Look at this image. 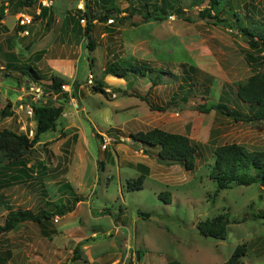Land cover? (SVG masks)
<instances>
[{"label":"rangeland","instance_id":"obj_1","mask_svg":"<svg viewBox=\"0 0 264 264\" xmlns=\"http://www.w3.org/2000/svg\"><path fill=\"white\" fill-rule=\"evenodd\" d=\"M52 1L50 11L53 16L61 20L66 15L79 16L76 22L80 27L86 26V20H80L84 18L81 13L84 6L76 7L75 4L78 0L74 3ZM91 1L98 5L87 9L97 21L93 22L91 41L97 47L98 57L85 48L86 40L80 28L74 50L79 57L76 76L62 78L69 87L76 81V88L73 95L64 100L62 96L50 93L51 83L41 82L49 78L42 79L44 70L40 69L44 65L33 56L41 48L49 49L56 41V33H50L41 41L34 33L30 37H21L16 32V15L35 16V6L22 7L19 5L21 0H0V10L7 8L0 21V113L10 103V115L0 119V130L22 133L31 140L35 122L26 114L27 108L33 105L63 106L55 130L43 134L27 154V168L32 172V179L21 177L0 190L3 200L0 224L8 208L37 213L51 204L66 202L73 195L82 201L79 208L61 218L53 217L41 225L27 222L1 236L0 264H84L87 262L82 250L84 245L94 263L101 264L102 259L106 260L109 253L115 252L113 244L121 247V239L128 234L132 243L122 250L124 256L118 264H164L168 261L222 264L235 247L243 243L247 253L241 261L264 264V218L257 217L264 213V183L247 187L232 185L217 193L216 185L209 177L214 163L212 153L217 146L237 143L249 151L264 150V120L234 122L218 112L201 113L196 109L197 105L208 107L210 103H221L241 114L248 113L235 97L236 84L264 71V55L252 52L241 28L231 29V25L235 20L234 11L244 22H249V13L264 20V0H230L220 15L225 20L220 24L207 18L199 19L198 14L206 9L207 0H173L174 8H180L184 17L166 10L161 20L147 16L145 10L154 14L151 12L153 7H143L146 2L161 4V0H114L113 6L111 0H107L109 7L102 10L100 0ZM104 14L113 17V23L107 22L114 31L110 40L100 37L108 25L98 20ZM50 22V28L58 27L57 23ZM76 24L71 25L72 33L77 30ZM70 33L68 29L57 34L62 37ZM119 58L164 72L162 75L150 73L146 78L129 74L127 79L134 78L137 82L142 79L134 87L154 106L165 107V111L139 105L134 98L139 93L134 87L103 76L101 66ZM182 64L187 65L182 67ZM188 65H195L198 71H189ZM28 67L39 78L30 80L26 75ZM89 74L93 76L92 85L103 80L108 95L91 91L92 87L86 84ZM156 77L161 80L148 93L149 82ZM31 84L44 93L37 101H33L34 94L29 90ZM179 86L188 96L187 101H178L182 94ZM172 95H176L177 102L167 107ZM70 99L75 100L78 110L74 109ZM126 106L127 110H123ZM67 108L78 115L67 114ZM65 126L70 128L64 131ZM153 128L187 135L198 148L195 168L185 171L179 164L161 163L156 157L157 150L153 149L150 159L143 160L150 174L142 189L127 190V181L136 179L141 173L136 169L135 159L138 158L133 154L138 151L139 143L127 140L128 133ZM76 131L79 135L84 132V138L80 137L77 145L72 138L66 146L60 145L66 135ZM80 152L86 155L79 158ZM67 168V177L60 182ZM64 184L68 186L59 192L66 194L61 195L57 187ZM218 215H225L228 222L225 239L200 236L197 225ZM108 217H111L110 222ZM115 223L124 226L120 234H115ZM74 228H80L88 236L92 232L96 234L76 244L80 246L79 260L72 262L76 245L68 244L60 231L66 235L65 230ZM54 251L60 252L54 256ZM138 252L142 253L140 260L136 256Z\"/></svg>","mask_w":264,"mask_h":264},{"label":"trees","instance_id":"obj_2","mask_svg":"<svg viewBox=\"0 0 264 264\" xmlns=\"http://www.w3.org/2000/svg\"><path fill=\"white\" fill-rule=\"evenodd\" d=\"M230 0H207V7L201 11L198 15L200 20L206 18L211 20L214 24L224 23L225 20L220 18L223 8ZM37 3V0H21L19 3L22 7H33ZM146 7H153L154 14L145 10L147 16L153 15L156 20H161L166 15V10L174 11L178 17H184L181 14L180 8H174L173 0H161V4L148 3L143 5ZM46 8H42L39 15H35V18H40ZM90 12L84 13L86 20V26L83 28V39L85 38V48L91 52L95 49L92 39V31L94 27V20ZM238 12L234 11L231 29H240L244 36L247 37L249 49L257 54L264 53V20L260 21L259 18L249 13V22H244L239 16ZM3 9L0 10V21L3 16ZM108 15L104 14L98 20L101 22L107 21ZM186 21H190L186 18ZM16 32H20L23 28L16 26ZM255 61V60H252ZM187 64H182V67ZM10 67L15 65L10 64ZM188 69L198 71L194 65H188ZM29 72H24L30 80H34L35 77L39 78L36 72L28 67ZM183 72V70H182ZM103 76H112L118 79H126L127 76L134 75L141 78L149 77L150 73L158 75L164 72L161 70L151 69L145 64H136L132 61H120L109 63L103 69ZM184 73V72H183ZM32 74V75H31ZM191 75V74H190ZM161 80V77H156L151 80V87L156 86L157 82ZM188 80V79H187ZM28 82V81H27ZM29 83V82H28ZM68 85V83L57 76L51 77V84L48 87L51 94L62 96L67 99L68 95L61 91L62 85ZM76 88V81L73 82L72 92ZM106 84L102 81H95L91 88L93 93H100L104 96L107 95ZM179 91L180 86L178 88ZM185 95V93H184ZM235 97L244 105L248 113L241 114L237 111L229 109L226 105L217 103H210L208 107L205 105H197L196 109L201 113H209L210 111L218 112L219 114L230 117L234 122L256 123L264 120V71L254 73L245 81L236 84ZM185 101L188 100V96L184 97ZM177 102L176 95L172 98L170 104ZM33 121L35 122L34 137L29 139L25 134H17L11 130H0V190L7 188L11 185L13 180H18L21 177L31 180V171L27 168V154L34 147L36 143L40 141V137L49 131H54L59 119L63 112V106L53 105H33ZM10 103L6 104L0 113V119L8 117ZM153 109V107H151ZM157 111H163V108H156ZM131 141L140 143L148 149H156L157 159L166 165L179 164L185 171H192L196 165V159L198 155V148L187 135L170 133L158 128L150 129L146 132H136L130 134ZM153 151V150H152ZM149 153V152H148ZM214 163L211 166L209 177L216 185L217 193L222 190L229 189L232 185L236 186H251L253 184L264 183V150H247L243 146L237 143H228L215 147L213 150ZM140 175L133 180L127 181V190H141L145 178L148 173V168L143 165H137ZM98 169V167H97ZM159 195V198H161ZM81 198L73 195L66 202H57L51 204L48 208H44L37 213L26 209H11L8 208L7 213L3 218V223L0 224V237L14 232L20 225L24 223H33L37 225L44 224L45 221L51 220L53 217H63L71 213ZM0 204H3L2 198H0ZM8 207V206H7ZM147 215V214H146ZM259 218H264V213L258 214ZM255 219V218H254ZM228 222L225 215H218L210 220L200 222L197 225V231L200 236L204 238H212L216 240H224L227 234ZM80 246L76 245L73 249V256L71 261L75 262L79 260ZM247 253V246L245 243L237 245L233 250L230 257L222 264H244L241 259ZM165 264H181L177 261H168Z\"/></svg>","mask_w":264,"mask_h":264},{"label":"crops","instance_id":"obj_3","mask_svg":"<svg viewBox=\"0 0 264 264\" xmlns=\"http://www.w3.org/2000/svg\"><path fill=\"white\" fill-rule=\"evenodd\" d=\"M73 1H77V0H70V2H73ZM113 1L114 0H111V6H113ZM74 3V2H73ZM77 6L76 7H82V6H84V10L83 11H81V13H82V16H84V13H86V12H89L88 10L90 9V8H92L91 6L92 5H94L95 7L96 6H98V5H96V3L94 2H92L91 0H78L77 1V3H75ZM100 5H99V7H100V10H102L103 8H105V7H109V6H107L106 4H107V0H100V3H99ZM5 6H7L6 4H5ZM127 6V5H126ZM129 6V5H128ZM85 7H86V9H85ZM36 8H37V3H36V5H35V8H34V13H35V15H39V14H37L36 13ZM50 9L51 8H46V11L45 12H43L42 13V15L40 16V18H35V16H32L33 18H34V21H33V23L29 26V27H27V29L29 30V32H30V35L28 36V37H30L33 33H34V36H38V40L39 41H41V40H43L44 38H46L47 36H49L50 35V33H52V32H54V33H56V41H55V43H53L51 46H50V48L49 49H40V50H38L37 52H35V54L33 55V56H35V58L37 59H39V62H41L44 66H42L43 67V69L41 68L40 70L42 71V70H44V74L42 75V79L43 78H49V79H47V81H44V80H41V82H43L44 84H50L51 82V77L52 76H57V77H59V78H64V79H72L73 78V76H76V69H77V61H78V56L76 57V53L74 52V50L76 49V45H77V39L79 38V33H80V28H82V34H83V28L84 27H80L79 26V24H78V22H76V19H78L79 20V16L78 17H74L73 15H72V17H71V15H66V16H63V20H61L60 18H58V17H56V16H53V13H51V11H50ZM88 9V10H87ZM7 10V8H4V11H3V13L5 12ZM112 18L113 17H108V19H107V21H104L103 22V24H108L107 22L108 21H110V22H112L113 23V21H112ZM80 20H82V19H80ZM50 21H53V22H55V23H57L58 24V27L57 26H55V27H51L50 28V24H51V22ZM95 23L97 22V21H94ZM62 23V24H61ZM77 23V24H76ZM74 24H76L75 26H77V30L75 31V33H72V31L74 30L73 29V27H71V25L73 26ZM95 25V24H94ZM112 25V24H111ZM111 26H109V24L108 25H106V27H104V29H105V33H102L101 34V39L102 38H107V39H111L112 37H110L113 33H114V31L110 28ZM69 29V31H71V33L70 34H64L62 37H58V34L57 33H59L60 31H62V32H66L67 30ZM59 30V31H58ZM73 34H74V36H73ZM113 39H115V36L113 37ZM72 41V42H71ZM71 42V43H70ZM114 42V41H113ZM30 43H32V41H30ZM97 46V45H96ZM93 53L95 54L96 53V55H95V57H98V52H97V47L93 50ZM43 61L45 62V64L43 63ZM120 61H123V60H121V58H119V59H116V60H114V61H112V60H110V61H107V62H105L102 66H101V70H103L104 68H105V66L107 65V64H109V63H114V62H120ZM38 62V63H39ZM106 77H108V78H111L112 76H106ZM113 79H115V77H112ZM116 79H118V78H116ZM127 79V78H126ZM126 79H119V80H122V81H124L125 82V85L127 84V86L128 85H131V87H134V86H137L136 85V83H139V81H143L142 79H140L138 82H137V80L135 79V80H133L134 78H131V80L130 81H128V79L126 80ZM145 82H148V81H145ZM70 83V82H69ZM80 86V85H79ZM135 88V87H134ZM108 89V87H107V85H106V89L105 90H107ZM154 89V86L153 87H151V83L149 82V87H148V90H147V92L149 93V92H151L152 90ZM137 93H139V90L138 89H134ZM113 91V90H112ZM143 91V90H142ZM181 98L180 99H178V101L179 102H183L185 99H184V97H185V95H184V92L183 91H181ZM136 94V93H135ZM143 94H145V93H143ZM108 95V94H107ZM143 95L141 94L140 95V93H139V95L138 94H136L135 96H134V98H136L139 102H138V104L139 105H141V104H143L144 106H148V108H149V110L151 109V110H154V111H157L156 110V108H159L158 106H154L152 103H151V101L149 100V98H147V96H146V98H144V97H142ZM130 97H132V96H130ZM174 97V95H172L171 97H170V99L168 100V102L166 103V105L168 106L169 104H170V102H171V100H172V98ZM145 101V102H144ZM174 107H177V105H173ZM151 107H153V109L151 108ZM160 108H163V111H165V107H160ZM123 110H127V106L125 107V108H123ZM65 112L67 113V114H71V115H75V116H77L78 114L77 113H73V112H71L70 111V108H67V109H65ZM158 112H161V111H158ZM115 113H117L116 111H115ZM67 123V122H66ZM73 124H74V122H72ZM74 126L76 127V125L74 124ZM67 128L69 129L70 127L69 126H65L64 127V131H66L67 130ZM79 129V128H78ZM139 132V131H138ZM143 132V131H142ZM144 132H146V131H144ZM168 132V131H167ZM170 133H175V132H170ZM81 134V133H80ZM101 134V133H100ZM130 134H132V133H128V135H130ZM176 134H181V133H176ZM99 135V134H98ZM182 135H185V134H182ZM80 137L81 138H84V132L82 131V134L81 135H79V133L76 131L75 132V134L73 133V134H71V135H66V138L64 139V140H61L62 142H61V144L60 145H67V143H69V140L72 138L73 140H74V143L77 145V143H78V141H79V139H80ZM101 137H103V138H105V136H104V134H101ZM98 138L99 139H101L99 136H98ZM127 140L129 139L130 141H131V139L129 138V136L126 138ZM135 146H136V144H135ZM137 148H138V151H135L133 154H135V156L138 158V160L137 159H135L136 161H135V165H136V169L138 170V168H137V165H143V166H145L144 165V163H143V160H149L150 159V152L153 150V149H148V147L146 148L145 146H143L142 144H137ZM142 146V147H141ZM117 150H119V149H117ZM149 152V153H148ZM71 154H73V152H71ZM86 155V153L85 152H80V154H79V158H82V156H85ZM130 164V163H129ZM169 166H171V165H169ZM146 167V166H145ZM149 169V168H148ZM68 168H67V170H65L64 171V174H63V176H62V178H61V180H60V182L61 181H63L64 179H66L65 177H67V174H68ZM149 174H150V169L148 170V173H147V176L146 177H148L149 176ZM59 182V184H61ZM77 182V181H76ZM77 184H78V182H77ZM79 185V184H78ZM59 186V185H58ZM68 186V184H64V185H62L61 187H57V192L59 193V194H61L59 191L61 190V188L62 187H67ZM63 194H66L65 192L64 193H62L61 195H63ZM82 203V201H80V202H78L77 204H76V206H75V208H79V204H81ZM75 210V209H74ZM73 210V211H74ZM72 211V212H73ZM104 211V210H103ZM108 216H109V214H108ZM59 218H61V217H59ZM111 218V217H110ZM110 218L108 217V219H109V222H110ZM111 225L112 224H110L109 225V229H108V231L109 230H111ZM113 228H114V230H115V234L117 233V234H120L119 232H120V230H121V228H124V226H123V224H119V225H116V223H115V225H113ZM117 230H118V232H117ZM65 233H66V235H64V233L62 232V231H60V235H63V237L65 238V240L67 241V243L69 244V243H74L75 245L77 244V243H79V242H81V241H83V240H85L86 238L88 239L89 237H91V238H93L94 236H95V232H92V234L91 235H87L86 233H84L82 230H80V228H74V229H72V230H65L64 231ZM107 234V233H106ZM119 236V235H118ZM130 236L131 235H127V237H123L122 239H121V247L119 246H115L114 244H116V243H114L113 244V248L115 249V252H113L112 254L111 253H109V255H108V257L106 258V260H105V258L104 259H102L101 261H102V263L101 264H118L119 262H120V260L122 259V256H124V255H122V250H124L125 249V247H126V244L127 245H129V244H131L132 243V238H130ZM143 242H145V240L143 239ZM64 243H66V242H64ZM117 245V244H116ZM63 246H64V244H63ZM63 246H62V249H63ZM86 245H84L83 247H82V250H83V253H84V256H86L85 258H86V263L84 262V264H95L94 263V259L92 258V255L90 254L89 255V253H88V251H89V249H88V247H85ZM90 246V245H89ZM55 249V248H54ZM65 249V248H64ZM63 249V250H64ZM87 249H88V251H87ZM62 250V251H63ZM60 252V251H59ZM59 252H57V251H54L53 252V255L55 256V255H57V253H59ZM124 252V251H123ZM141 255H142V253L141 252H138L137 254H136V256H137V258L140 260V258H141ZM166 262H164V264H165Z\"/></svg>","mask_w":264,"mask_h":264},{"label":"built area","instance_id":"obj_4","mask_svg":"<svg viewBox=\"0 0 264 264\" xmlns=\"http://www.w3.org/2000/svg\"><path fill=\"white\" fill-rule=\"evenodd\" d=\"M52 6H53V1L52 0H37L36 13L40 14L42 8H51ZM33 21H34V18L32 16H30V15H25V14H17L16 15V25L23 28L19 32V35L21 37H28L30 35V32L27 29V27H29L33 23ZM262 55H264V53H262ZM86 84L89 85L90 87L93 86L92 85L93 84V76H92V74L88 75ZM29 90H30V92H32V94H34L33 101L39 100L44 95L42 90H40L39 88H36L32 84L29 86ZM61 91L63 93H66L70 97L71 96V92H72V87H69L68 85L64 84V85L61 86ZM70 100L72 102V105H73L74 109L78 110V106H77L75 100L74 99H70ZM26 114L28 116H30V117H33V111H32V107L31 106L27 108ZM32 134H33V132L30 131V135H32ZM105 148H106V141L102 145V149L104 150Z\"/></svg>","mask_w":264,"mask_h":264}]
</instances>
